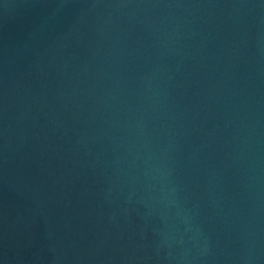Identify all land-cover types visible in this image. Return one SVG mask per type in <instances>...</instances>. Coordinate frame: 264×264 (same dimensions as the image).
Returning <instances> with one entry per match:
<instances>
[{"label":"water","instance_id":"1","mask_svg":"<svg viewBox=\"0 0 264 264\" xmlns=\"http://www.w3.org/2000/svg\"><path fill=\"white\" fill-rule=\"evenodd\" d=\"M0 264H264V0H0Z\"/></svg>","mask_w":264,"mask_h":264}]
</instances>
